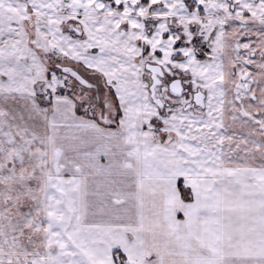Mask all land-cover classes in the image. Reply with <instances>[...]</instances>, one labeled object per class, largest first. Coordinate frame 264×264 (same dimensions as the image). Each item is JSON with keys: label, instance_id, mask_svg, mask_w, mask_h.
<instances>
[{"label": "snow or ice", "instance_id": "snow-or-ice-1", "mask_svg": "<svg viewBox=\"0 0 264 264\" xmlns=\"http://www.w3.org/2000/svg\"><path fill=\"white\" fill-rule=\"evenodd\" d=\"M0 264H264V0H0Z\"/></svg>", "mask_w": 264, "mask_h": 264}]
</instances>
